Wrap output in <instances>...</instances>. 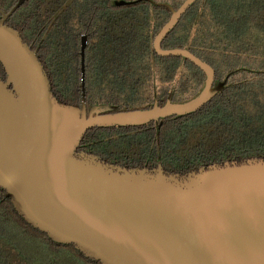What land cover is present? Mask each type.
Listing matches in <instances>:
<instances>
[{
    "label": "water",
    "instance_id": "95a60500",
    "mask_svg": "<svg viewBox=\"0 0 264 264\" xmlns=\"http://www.w3.org/2000/svg\"><path fill=\"white\" fill-rule=\"evenodd\" d=\"M27 0L1 10L0 188L16 212L56 244L74 245L101 264H264V158L225 161L187 174L161 163L127 168L79 152L93 127L141 125L186 116L227 84L188 48L163 40L197 0H184L153 40L156 54L181 56L206 76L198 95L184 102L113 113L114 105L86 106L85 51L81 39L82 104L62 103L35 50L6 24ZM120 0L117 5L138 2ZM102 108L108 114L100 115ZM95 114V115H94Z\"/></svg>",
    "mask_w": 264,
    "mask_h": 264
},
{
    "label": "trees",
    "instance_id": "16d2710c",
    "mask_svg": "<svg viewBox=\"0 0 264 264\" xmlns=\"http://www.w3.org/2000/svg\"><path fill=\"white\" fill-rule=\"evenodd\" d=\"M18 0H0L9 12ZM27 0L8 19L39 55L62 103L82 104L81 39L88 106L120 110L184 102L205 73L181 56L155 53L153 40L172 12L151 0ZM135 1V0H125ZM178 8L184 0H152ZM210 63L225 87L205 106L155 124L93 127L79 148L127 168L187 174L225 161L264 158V0H197L163 40ZM0 75L6 80L0 62ZM0 264H101L74 245L54 243L28 224L0 188Z\"/></svg>",
    "mask_w": 264,
    "mask_h": 264
},
{
    "label": "flooded vegetation",
    "instance_id": "af4514ba",
    "mask_svg": "<svg viewBox=\"0 0 264 264\" xmlns=\"http://www.w3.org/2000/svg\"><path fill=\"white\" fill-rule=\"evenodd\" d=\"M18 2V1H17ZM15 6V5H14ZM1 10H3L1 7H0V19L2 18V14H1ZM6 12V11H5ZM9 19V18H8ZM8 21V20H7ZM6 21V24H8V22ZM9 25V24H8ZM10 26V25H9ZM13 27V26H12ZM84 35H86V34H84ZM83 36V35H82ZM87 36V35H86ZM88 37V36H87ZM89 43V42H88ZM88 43H87V46H88ZM162 46H163V43H162ZM87 48V47H86ZM85 57H86V51H85ZM85 61H86V59H85ZM215 84H217L216 83V80H215ZM168 100H170V99H168ZM168 100H166V101H168ZM158 102L159 103V100L158 99H156L155 100V102ZM154 102V103H155ZM153 103V104H154ZM166 103V102H165ZM165 103H163L162 105H164ZM153 104L151 105V106H149V107H143V108H139V109H131V110H120L117 106V109L115 110V111H113V113H120V112H124V111H134V110H141V109H147V108H151L152 106H153ZM101 106V105H105V104H95V105H93V106ZM108 105H110V104H108ZM159 105H160V103H159ZM161 105V106H162ZM86 106H87V109H88V111H90V109H91V107H93V106H88L87 105V101H86ZM115 106V105H114ZM98 110H100V115H105V114H108V112H105L102 108H98ZM95 115V114H94ZM165 120V119H164ZM163 120V121H164ZM155 124V127H157V125H156V122H155V120H153V121H150V122H148V123H145V124H141V125H133V126H145V125H148V124ZM163 123V122H162ZM116 126V125H115ZM118 126V125H117ZM126 126H132V125H126ZM162 126V125H161ZM113 127V126H112ZM122 127H124V126H122ZM79 152H85V153H87V154H90V155H96V154H92V153H90V152H87L86 150H83V149H80L79 150ZM97 156H99V155H97ZM104 162H106V163H109V164H114V163H110V162H108V161H106L102 156H99ZM114 165H118V164H114ZM159 165V164H158ZM119 166H121V165H119ZM122 167H125V166H122ZM153 169V168H152Z\"/></svg>",
    "mask_w": 264,
    "mask_h": 264
}]
</instances>
